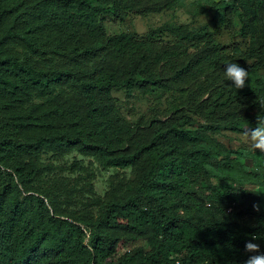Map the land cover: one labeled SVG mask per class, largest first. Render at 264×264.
I'll list each match as a JSON object with an SVG mask.
<instances>
[{
	"label": "trees",
	"instance_id": "1",
	"mask_svg": "<svg viewBox=\"0 0 264 264\" xmlns=\"http://www.w3.org/2000/svg\"><path fill=\"white\" fill-rule=\"evenodd\" d=\"M181 1L39 0L28 8L25 0H0V264H245L257 254L245 252L249 241L264 254V211L241 202L236 158L215 138L264 119V0L211 7L240 21L244 51L225 53L211 33L182 26L162 25L140 38L103 31L102 16L157 13ZM39 28L51 33L52 47L36 40ZM162 35L172 40L160 44ZM65 40L78 45L66 51ZM13 42L28 55L8 52ZM100 52L103 61L87 66ZM30 55L63 58L65 67H41ZM227 63L248 71L244 88L226 78ZM57 85L74 97L43 113L17 110L32 92ZM113 89L174 94L168 118L151 125L146 142L131 146L135 129L119 117ZM43 150H76L106 168L145 165L127 196L94 218L71 219L30 189L40 169L26 160ZM117 231L145 238L148 249L118 254Z\"/></svg>",
	"mask_w": 264,
	"mask_h": 264
},
{
	"label": "rangeland",
	"instance_id": "2",
	"mask_svg": "<svg viewBox=\"0 0 264 264\" xmlns=\"http://www.w3.org/2000/svg\"><path fill=\"white\" fill-rule=\"evenodd\" d=\"M38 1L25 0L23 4L29 8ZM221 1L183 0L180 4L157 13L144 15L129 13L118 17L105 15L100 20L105 35L125 32L140 38L150 29L162 25L182 26L188 31L202 30L211 33L225 53L233 46L244 51L248 42L247 38L238 35L240 21L229 15L225 18L215 15L211 8ZM34 35L39 43L53 46L51 33L45 28H39ZM171 40L169 35L157 37V42L160 44ZM76 45L78 42L75 43L73 40L61 42L62 48L66 51H72L71 49ZM5 48L10 53L28 55L25 48L18 43H10ZM104 57L105 53L100 52L98 56L87 59L85 63L87 66H92L103 61ZM30 58L41 67H65L63 58L60 57L30 55ZM73 95V91L62 85L53 87L49 93L34 91L17 110L22 112L32 109L43 113L57 101L65 102L72 99ZM110 95L118 108L119 117L135 129L132 147L150 138L151 125L163 123L168 118L166 110L174 98V94L141 95L136 90L126 92L119 89H113ZM184 114L191 119L194 118L187 111ZM195 122L200 123L197 119ZM215 138L224 146L232 159L233 157L237 159H234L239 167L235 189L241 194V202L257 203L260 210L264 211V153L253 150L242 133L221 131ZM26 161L32 162L40 169L30 189L45 194V201L48 207L53 208L55 215L71 219L94 218L110 200L127 196L136 183L141 167L145 165V161L140 160L134 166L123 170L106 168L95 156L83 155L76 150L64 152L43 150ZM214 183L224 184L228 188L234 187L228 180L217 179ZM115 234L121 239L117 242L121 245L118 254L135 246L148 249V241L143 237L132 238L118 231Z\"/></svg>",
	"mask_w": 264,
	"mask_h": 264
},
{
	"label": "clouds",
	"instance_id": "3",
	"mask_svg": "<svg viewBox=\"0 0 264 264\" xmlns=\"http://www.w3.org/2000/svg\"><path fill=\"white\" fill-rule=\"evenodd\" d=\"M224 74L236 89L244 88L249 76L248 71L237 63H227ZM242 135L253 150H259L264 153V119L257 120L256 126L247 128ZM259 209L260 206L258 204L253 205L254 211H259ZM255 239L256 237L253 236L252 240ZM244 250L246 253H257L256 255H250L245 264H264V254L260 253V246L257 243L247 242Z\"/></svg>",
	"mask_w": 264,
	"mask_h": 264
}]
</instances>
